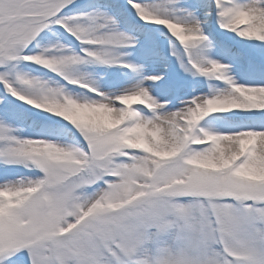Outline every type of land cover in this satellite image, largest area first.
Returning <instances> with one entry per match:
<instances>
[{
	"label": "snow or ice",
	"instance_id": "snow-or-ice-1",
	"mask_svg": "<svg viewBox=\"0 0 264 264\" xmlns=\"http://www.w3.org/2000/svg\"><path fill=\"white\" fill-rule=\"evenodd\" d=\"M0 264H264V0H0Z\"/></svg>",
	"mask_w": 264,
	"mask_h": 264
}]
</instances>
